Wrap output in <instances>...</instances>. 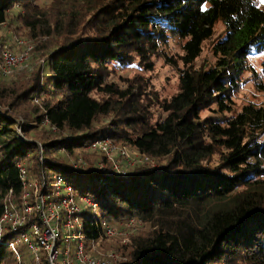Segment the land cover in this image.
Here are the masks:
<instances>
[{
  "label": "trees",
  "instance_id": "1",
  "mask_svg": "<svg viewBox=\"0 0 264 264\" xmlns=\"http://www.w3.org/2000/svg\"><path fill=\"white\" fill-rule=\"evenodd\" d=\"M15 7L22 12L13 14ZM218 22L224 36L213 46L214 64L194 68ZM3 23L36 40L46 56L45 65L7 90L9 107L44 97L35 121L47 119L71 137L42 144L40 165L38 146L20 141L0 114V217L5 198L20 200L17 164L30 157L28 175L45 179L51 190L53 176H62L75 194L96 203L98 219L112 225L137 219L147 227L115 250L127 252L118 264H264V104L225 114L247 58L264 51L259 0H0ZM169 38L186 40L185 70L172 97L159 98L139 77L121 88L108 81L113 64L150 71ZM257 85L264 93V80ZM212 106L215 113L202 116ZM29 120L24 115L25 137ZM100 137L157 166L137 167L123 180L92 166L78 173L49 155ZM91 222L82 232L87 247L103 237ZM4 260L11 263L12 253L1 247Z\"/></svg>",
  "mask_w": 264,
  "mask_h": 264
},
{
  "label": "rangeland",
  "instance_id": "2",
  "mask_svg": "<svg viewBox=\"0 0 264 264\" xmlns=\"http://www.w3.org/2000/svg\"><path fill=\"white\" fill-rule=\"evenodd\" d=\"M261 3V7L264 8V0H259ZM22 12L18 7H15L13 10V14ZM16 28V25L11 24V26H7V23H3L0 25V46L2 48V44H7L10 47L12 46V50L17 53H22L20 51L25 49V46H17L18 42L16 40L18 39H24V41L27 42L28 47H32V59H31V70H27V67L21 71L13 73L9 77H3L0 73V87L1 91H3L1 94L3 97H0V114L4 115L6 118L11 120L15 125V131L17 138L24 142V143H34L38 146V161L40 165H43V149L41 147L42 144L49 142V141H55L59 139H69L71 137L70 133L67 131H61L58 130L56 127L52 126L47 119L43 121L42 123H38L35 121L36 116H40L43 113V108L41 105V101L44 97L40 99H36L32 103L26 102L21 105L9 107V104L12 102V99L10 98L8 100L7 97V90H12L13 88H16L20 81H22L25 77L28 76L33 70L37 68V66H43L45 65V54L43 53V50L38 49L37 41L31 40L29 38H26L22 30H19L18 32H13V29ZM213 36L203 42L202 44V51L200 56L196 59V61L193 63L194 68H208L211 67L215 62V57L213 54V46L217 41H219L224 36V26L218 22L214 25V31ZM46 38H41L42 41H44ZM4 40V42H3ZM186 40L179 39V38H169L167 40V43L165 45H161L159 49V53L156 56H153L151 59L152 62V69L150 71L143 70L141 68H138L134 65H126L124 67L118 66L116 64H113L114 66H109L110 69V76L108 78V81L116 83L119 88L126 86L127 83L124 82V80L127 79H133L135 77L142 78L146 80L151 89L155 91L159 98L161 99H169L172 97L177 91H178V85H179V76L182 74L183 70H185V67L183 66V63L181 61V57L183 56V50L182 47L184 45ZM3 50L0 49V57L1 52ZM25 51V50H24ZM23 51V52H24ZM264 61V51L262 52H252V54L247 58V67L248 71H246L240 78L239 86L232 92L231 99L227 101V105L229 106L230 110L226 111L225 114L227 116L230 115H236L239 113L243 106L245 105H253V106H260L261 104H264V93L259 90V87L257 85L258 82L264 80V73L261 69V64ZM43 81H46V76L48 74L46 66L43 67ZM33 104V105H32ZM34 106L37 107V109L34 110ZM213 111V112H212ZM215 107L212 106L210 111L205 110L201 114L202 116L206 115H212L215 113ZM24 115L29 117L30 121V128L28 129V134L26 137L23 135L21 131V126L24 123ZM100 138H108V137H100ZM99 139V138H98ZM109 139V138H108ZM96 140V139H95ZM110 143V149L112 150L110 155L107 157L104 153L100 151H94L89 148V145L93 142H90L89 145H87L83 149H77L74 150L72 153L66 152L63 148L59 149L55 152L50 153L49 155L53 158H59L65 163L70 164V166L78 173H85L89 166H92V168L103 171L107 176H113L117 177L123 180H128L132 171L140 166H148V167H156L157 165L154 163L153 159L148 157V161L146 163L140 164L141 158L143 156H147L143 153H140L139 151L123 144H117L113 142L111 139H109ZM121 147H125L129 150V165H126V162L124 158H118L114 160V162L111 160L112 157L120 150ZM151 159V160H150ZM80 161L84 162L85 164L81 165ZM33 162V158L25 160V162L20 163L24 164L26 168V174L28 182H31V185L29 187H26L25 192H28L30 194V197L28 199L29 204H33L35 199L37 201L40 200V197L46 198V196H43L48 187V182L44 179L42 181H38V179L34 178L31 173L28 175V167H30L31 163ZM114 163L119 164L121 169L124 171L125 175H122L121 172H118L114 168ZM28 169V170H27ZM55 176V175H54ZM52 181V186H53ZM35 184V185H34ZM48 191L52 190L51 187H48ZM75 194V193H74ZM77 194H75L76 196ZM22 196V195H21ZM51 196V195H50ZM79 196V195H77ZM88 198V197H87ZM6 201H3V205L5 202H8V204H14V205H22L23 204V196L20 198V200H14L12 197H7ZM4 199V200H5ZM91 201V199L89 198ZM92 202V201H91ZM94 203V202H93ZM87 213L85 216L88 217V221L92 220L93 217L97 218V207L95 209H86ZM95 215H92L94 214ZM38 217V214L36 212H33L30 216V223H38V220L35 218ZM82 218V219H83ZM100 220V219H99ZM131 220V219H130ZM133 222L129 223V229L125 228V221L118 222L116 224H110L105 221L106 224L112 226L113 228H116L119 233H122L123 235H126L128 238V242L125 243L122 241L121 236H113L106 237V238H98L97 241H94V245L96 248V251L99 253H106L107 251L115 252L114 254L117 256L118 263L124 262L121 261L122 257L126 258L127 252H122L119 250V252L115 251L118 247L126 246L129 244L130 239L133 236L138 235L141 231H145L147 227L141 223L137 219H132ZM84 221V222H88ZM93 221V220H92ZM100 226V224H99ZM40 228H43L41 224H39ZM84 227V224H83ZM103 230V229H102ZM101 230V231H102ZM102 232V236H103ZM7 236V235H6ZM6 242L9 239H4ZM5 247L4 245L0 244V248ZM71 248V257L74 254V244L65 242L62 238L58 242V251L60 256L63 254V252L67 249ZM8 249V248H6ZM17 249L20 253L21 259L26 264H46L47 262V253L43 250L38 252V262L36 260L34 261V257L30 250H28L24 245H18ZM12 262H8L4 260L2 264H12ZM115 263V264H118Z\"/></svg>",
  "mask_w": 264,
  "mask_h": 264
},
{
  "label": "built area",
  "instance_id": "3",
  "mask_svg": "<svg viewBox=\"0 0 264 264\" xmlns=\"http://www.w3.org/2000/svg\"><path fill=\"white\" fill-rule=\"evenodd\" d=\"M16 41L18 42L17 46H25V51L22 50L20 51L22 53H17L11 49L12 46L10 47L1 42L2 48L0 46V49L3 51L0 57V73L3 77H9L26 67L27 70H31L32 47H28L27 42L22 38ZM109 143L108 138H99L94 140L89 145V148L94 151H100L108 157L112 151ZM141 156L140 164L146 163L148 156ZM118 158H124L126 165H129V150L121 147L111 160L114 162ZM80 164L83 165L85 163L80 161ZM17 168L19 180L23 188V204L17 207L13 203L8 204V202H5L3 213L0 217V244L6 246L12 253V264H26L21 259L17 249L18 245H24L30 250L36 262H38V252L41 250L45 251L47 253L46 264L118 263L119 259L114 254L115 252L107 251L102 255V253L96 251L94 242H91L88 247L85 245L82 234L83 224L84 221H88L89 219L87 216L84 218L83 216L89 213L86 209H95L96 203L91 202L85 196H75L72 187L68 185L66 180L60 175H55L53 176L54 183L51 196L47 195L46 198L40 197L39 201L36 198L33 204H29L28 199L30 194L25 192V189L31 185V182H28L24 164H17ZM114 168L118 172H121L122 175H125L119 164L114 163ZM33 212L38 214V217L35 218L38 220V223L29 224L31 221L30 216ZM92 215H95V213ZM92 220V226L99 227L101 230L103 229V238L121 236L123 242H128L127 236L119 233L116 228L105 222H101L96 217H93ZM132 222V219L126 220L125 228L129 229V223ZM39 224L43 228H40ZM6 235L12 236L7 242L4 240L7 237ZM61 238L65 242L74 244V254L71 259V248L65 250L61 256L59 254L57 248ZM121 261H126V258L122 257Z\"/></svg>",
  "mask_w": 264,
  "mask_h": 264
}]
</instances>
